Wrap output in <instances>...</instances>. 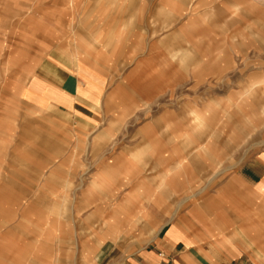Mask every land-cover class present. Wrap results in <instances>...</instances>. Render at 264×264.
I'll return each mask as SVG.
<instances>
[{
    "label": "crops",
    "instance_id": "obj_1",
    "mask_svg": "<svg viewBox=\"0 0 264 264\" xmlns=\"http://www.w3.org/2000/svg\"><path fill=\"white\" fill-rule=\"evenodd\" d=\"M36 3L21 37L41 59L28 101L70 128L91 173L39 196L1 184L0 264H264V144L245 155L191 133L182 97L192 87L203 105L222 66L206 59L244 48L258 78L246 113L264 137V0Z\"/></svg>",
    "mask_w": 264,
    "mask_h": 264
},
{
    "label": "rangeland",
    "instance_id": "obj_2",
    "mask_svg": "<svg viewBox=\"0 0 264 264\" xmlns=\"http://www.w3.org/2000/svg\"><path fill=\"white\" fill-rule=\"evenodd\" d=\"M37 1L0 0V185L13 181L20 188L28 190L29 196H39L44 188L53 189L55 177L81 176L85 179L91 173V169L84 167L86 164L80 162L82 167H78L76 161L82 155H70L67 150L72 144L78 145L77 137L70 128L58 126L28 101L27 89L41 59L33 56L32 43H23L21 37L22 34L27 35L24 33L26 20L37 13ZM226 44L229 43H221L223 49L228 46ZM205 45L209 55L219 52L215 50L213 42L206 41ZM225 51L230 53L228 48ZM225 51L222 50V54ZM238 55L237 59L211 56L206 59L207 66L215 60H222V66L220 73H211L205 78L203 105L193 103L196 90L192 87L183 90L185 95L182 97L190 99L183 107L188 109L191 133L197 135L206 132V135H210L207 141L217 143V147L218 143L223 142L224 150L237 147L239 153L246 155L252 145L256 152L264 144V137L259 136L262 129L246 113L247 97L251 99L252 93H256L252 89L247 90L250 86L248 83L258 78L246 70L244 48L238 49ZM188 62L191 64L190 60ZM186 76L191 82L197 79L191 68ZM257 110L254 118L264 122V106ZM198 111L204 115L198 114ZM215 114L220 118L209 120V115ZM172 125L168 122L167 129L173 130ZM218 132L221 133L219 137ZM69 156L75 160L74 164L73 161L70 163ZM86 156L83 161H86Z\"/></svg>",
    "mask_w": 264,
    "mask_h": 264
}]
</instances>
